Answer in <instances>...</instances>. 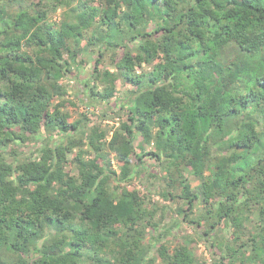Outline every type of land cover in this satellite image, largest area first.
Here are the masks:
<instances>
[{
	"label": "trees",
	"instance_id": "trees-1",
	"mask_svg": "<svg viewBox=\"0 0 264 264\" xmlns=\"http://www.w3.org/2000/svg\"><path fill=\"white\" fill-rule=\"evenodd\" d=\"M142 170L212 264H264V0H0V264H198Z\"/></svg>",
	"mask_w": 264,
	"mask_h": 264
},
{
	"label": "rangeland",
	"instance_id": "rangeland-1",
	"mask_svg": "<svg viewBox=\"0 0 264 264\" xmlns=\"http://www.w3.org/2000/svg\"><path fill=\"white\" fill-rule=\"evenodd\" d=\"M60 12L61 8H58L55 13L51 14V19L55 21L58 20ZM95 55V49L89 46H85L78 53L77 61L82 62L87 66V68H90L94 64ZM142 66L137 67V72L142 69H149V67L146 65ZM74 74H76V71ZM64 83L67 86L66 97L70 101H72V105L67 106V110L71 116V119L79 118L82 116V114L86 115L89 118L97 117V122L100 123L101 128L108 130L107 138H109L112 130L117 127L119 122L123 119L121 110L116 108L114 109V112L109 113V109L105 104H100L95 100L89 98L87 92L84 91L83 87L77 84L75 79L71 77L65 79ZM129 87V84L124 86L119 80L117 82L115 96H124L125 90ZM102 111H106L107 115L102 116ZM140 139L141 137L137 135L135 140L139 142ZM143 146L145 150H149L153 148V143L144 144ZM151 163L152 162L150 161L148 162V164ZM111 164L112 168H114L118 172V163L113 155L111 158ZM153 183L156 184L155 179L148 178L147 170H142L141 173L136 174V177L131 182L127 183L126 186L128 188H135L139 192L148 195L153 202H157L160 205H165L167 209L165 221H167V223L169 224H174L173 232L175 236L173 237V241L187 242L188 237H192L194 242L190 244V249L194 256L198 259V264H212L211 256L207 250L208 243H206L203 239H199L197 236L200 230H196L194 233L192 225L190 223L182 222L180 220V216L176 213V206L178 202L164 199L158 192L153 189ZM190 183L192 186L197 185V181L193 179L190 180ZM154 255L156 256L155 252ZM152 264H161V262L157 257V259Z\"/></svg>",
	"mask_w": 264,
	"mask_h": 264
}]
</instances>
